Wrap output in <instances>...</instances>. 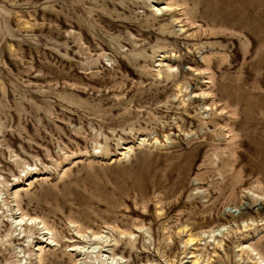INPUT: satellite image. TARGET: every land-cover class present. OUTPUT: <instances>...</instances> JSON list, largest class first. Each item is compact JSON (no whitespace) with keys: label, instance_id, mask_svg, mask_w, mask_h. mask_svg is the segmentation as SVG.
I'll use <instances>...</instances> for the list:
<instances>
[{"label":"rangeland","instance_id":"1","mask_svg":"<svg viewBox=\"0 0 264 264\" xmlns=\"http://www.w3.org/2000/svg\"><path fill=\"white\" fill-rule=\"evenodd\" d=\"M262 119L264 0H0V264H264Z\"/></svg>","mask_w":264,"mask_h":264},{"label":"bare ground","instance_id":"2","mask_svg":"<svg viewBox=\"0 0 264 264\" xmlns=\"http://www.w3.org/2000/svg\"><path fill=\"white\" fill-rule=\"evenodd\" d=\"M168 9H169V7H168ZM248 117V116H247ZM249 119V118H248ZM258 120V119H257ZM257 120H256V122H257ZM263 120V119H262ZM264 121V120H263ZM242 122H245V120L244 121H242ZM260 123V122H259ZM259 123H258V125H259ZM244 124V123H243ZM262 124V123H261ZM260 124V125H261ZM264 124V123H263ZM242 125V124H241ZM247 125V124H246ZM251 127H253V125L251 126ZM262 127H264V125L262 126ZM254 128H256V127H254ZM241 129V128H240ZM257 129V128H256ZM256 129H254L255 131H256ZM264 136V135H263ZM258 147V146H257ZM260 148V147H259ZM263 152V151H262ZM261 152V153H262ZM244 153V152H243ZM252 154V153H251ZM24 218V217H23ZM80 237V236H79ZM48 239V238H47ZM40 246V245H39ZM54 246V245H53ZM82 247V246H81ZM78 250V249H77ZM76 251V250H75Z\"/></svg>","mask_w":264,"mask_h":264}]
</instances>
